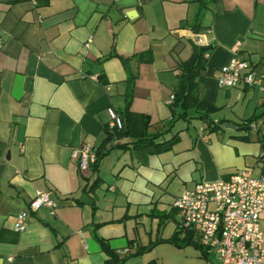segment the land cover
Instances as JSON below:
<instances>
[{"label":"crops","instance_id":"1","mask_svg":"<svg viewBox=\"0 0 264 264\" xmlns=\"http://www.w3.org/2000/svg\"><path fill=\"white\" fill-rule=\"evenodd\" d=\"M198 20L202 33L191 29ZM0 41V264H105L98 239L128 249L123 264H164L161 247L182 248L166 241L179 230L177 196L243 169L264 175V0H0ZM194 45L211 48L199 88L221 122L214 132L175 120L167 104ZM234 56L260 87H218ZM129 72V111L148 116L160 140L179 141L159 154L113 149L80 173L72 151L101 145L108 110L124 108ZM37 192L57 208L31 212ZM23 211L26 229L14 232Z\"/></svg>","mask_w":264,"mask_h":264},{"label":"built area","instance_id":"2","mask_svg":"<svg viewBox=\"0 0 264 264\" xmlns=\"http://www.w3.org/2000/svg\"><path fill=\"white\" fill-rule=\"evenodd\" d=\"M216 82L226 89L241 84L261 86L248 64L235 56L219 69ZM172 100L170 95L167 104ZM108 114L110 126L120 128L116 113L109 109ZM95 151L91 147L73 149L71 157L80 173L94 163ZM42 207L57 208L48 192H37L29 203L31 212ZM172 207L180 218V232L193 234L204 254L214 257L208 264H264V175L252 177L249 169H243L226 181L198 183L177 196ZM26 217L25 211L14 216V232L26 229ZM128 253L127 249L119 254Z\"/></svg>","mask_w":264,"mask_h":264},{"label":"trees","instance_id":"3","mask_svg":"<svg viewBox=\"0 0 264 264\" xmlns=\"http://www.w3.org/2000/svg\"><path fill=\"white\" fill-rule=\"evenodd\" d=\"M194 33H202L204 29L200 26L199 20L191 27ZM209 46H192L190 56L182 62H179L175 69V84L173 88V100L169 104L172 111V117L175 120L195 119L204 125V131L214 132L221 129L220 123L215 122L212 114L215 108L206 103L200 94L199 78L201 72L205 68L206 54L210 51ZM126 59H122L124 66H127ZM136 75L131 72L128 73L126 82L127 91L125 96V105L122 111L115 112L120 119L121 127L108 126L104 129L105 138L101 145L96 148L95 161L91 168H96L98 162L113 149H133L148 154H159L171 150V148L179 141V135L173 134L167 140H160L159 138L165 132L150 131V121L148 116L142 114H135L129 111L133 83ZM256 118H250L238 126L240 129L248 130L251 123ZM98 178L94 182H97ZM94 189L92 185L90 190ZM77 203L81 204L77 201ZM180 230L175 232L172 237L166 240L173 243L176 247H184L192 245L201 249L200 245L195 242L196 238L193 234L185 233L184 238L181 239V244L177 241L180 238ZM99 246L102 252L107 256L105 264H123L128 258L129 254H119L108 247L106 241L98 239ZM202 250V249H201Z\"/></svg>","mask_w":264,"mask_h":264},{"label":"rangeland","instance_id":"4","mask_svg":"<svg viewBox=\"0 0 264 264\" xmlns=\"http://www.w3.org/2000/svg\"><path fill=\"white\" fill-rule=\"evenodd\" d=\"M165 233H171L173 230V223L167 222L165 227ZM158 251V257L163 260L164 264H205V260L202 259L200 253L194 250L192 246H184L181 249H173L170 247H161ZM209 261H214L212 255L208 256Z\"/></svg>","mask_w":264,"mask_h":264},{"label":"water","instance_id":"5","mask_svg":"<svg viewBox=\"0 0 264 264\" xmlns=\"http://www.w3.org/2000/svg\"><path fill=\"white\" fill-rule=\"evenodd\" d=\"M224 128L227 129H234V126L232 124H224ZM80 201H87L88 203H91L85 196H82L81 198H79Z\"/></svg>","mask_w":264,"mask_h":264}]
</instances>
